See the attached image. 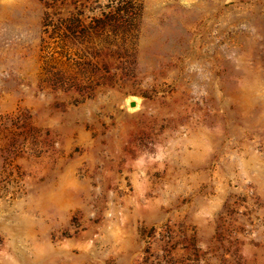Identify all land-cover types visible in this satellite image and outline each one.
<instances>
[{"label": "rangeland", "instance_id": "obj_1", "mask_svg": "<svg viewBox=\"0 0 264 264\" xmlns=\"http://www.w3.org/2000/svg\"><path fill=\"white\" fill-rule=\"evenodd\" d=\"M0 264H264V0H0Z\"/></svg>", "mask_w": 264, "mask_h": 264}, {"label": "water", "instance_id": "obj_2", "mask_svg": "<svg viewBox=\"0 0 264 264\" xmlns=\"http://www.w3.org/2000/svg\"><path fill=\"white\" fill-rule=\"evenodd\" d=\"M135 106H137V103L135 101L130 103V107H135Z\"/></svg>", "mask_w": 264, "mask_h": 264}]
</instances>
